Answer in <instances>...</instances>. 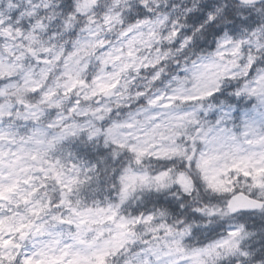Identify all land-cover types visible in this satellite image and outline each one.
Segmentation results:
<instances>
[{
	"label": "clouds",
	"instance_id": "clouds-1",
	"mask_svg": "<svg viewBox=\"0 0 264 264\" xmlns=\"http://www.w3.org/2000/svg\"><path fill=\"white\" fill-rule=\"evenodd\" d=\"M168 96L203 98L149 104ZM164 123L183 127L161 140L151 130ZM250 124L264 129V0H0V238L20 245L0 254L19 264L84 249L59 218L111 206L118 221L153 219L109 264H193L188 251L240 228L247 255L220 250L204 264H264V212L228 211L196 166L206 134L227 129L243 145ZM120 144L149 154L137 163ZM164 149L181 154L152 155Z\"/></svg>",
	"mask_w": 264,
	"mask_h": 264
},
{
	"label": "snow or ice",
	"instance_id": "snow-or-ice-1",
	"mask_svg": "<svg viewBox=\"0 0 264 264\" xmlns=\"http://www.w3.org/2000/svg\"><path fill=\"white\" fill-rule=\"evenodd\" d=\"M31 51V49H29ZM75 85H73V88ZM112 87H115L113 85ZM73 89H68L71 92ZM101 91H107L108 86H102ZM33 92L37 91L32 89ZM95 94V93H94ZM140 95H143L141 93ZM206 95H212L211 92ZM203 96H168L167 103H162L165 97H155L149 101V104L153 107L159 105L164 108H170L175 103H189L202 99ZM47 101V97L43 102ZM156 119V117H152ZM178 119H184L179 117ZM127 127H133L132 124H128ZM183 127L181 124H156L152 128V135L158 136L161 140L169 139L172 136L179 135V132L175 129ZM246 139L243 141V146L238 137L229 134L227 129L216 131L212 134L211 139H207L206 142L211 144V149L208 153L202 154L197 161L196 166L201 171L209 188L223 196L230 197L227 201V210L230 212H236L239 208H246L252 210H259L264 212V129L257 128L255 124H250L244 133ZM121 149L127 148L128 151L136 154L137 163L145 155H148L147 149H138L136 146H128L120 144ZM169 154L177 155L181 154L176 150L164 149L162 152L152 153L157 157H167ZM191 161L192 157H188ZM168 175L167 172L163 173L157 180H162ZM143 182L148 181V177L141 178ZM183 177H180V182L183 181ZM243 181V185L238 191L240 182ZM75 183V181H72ZM7 188L6 191H12L13 188ZM67 192H71L72 188L65 186ZM127 192V186L122 190ZM65 203V201H62ZM75 216L80 217L79 220L74 221L72 219L59 218L60 223L68 224L75 228V232L71 235L74 239H77V243L85 246L84 249L68 251L62 250L59 255L48 254L43 250H38L32 255L25 256L23 260L19 261V264H109V259L113 256L120 247L123 245V238L131 232V228L141 222L150 223L152 217L147 218L139 217L136 220L120 219L117 220V212L109 206L107 209L97 208L95 212L88 210V212H78L73 209ZM214 209H207V215L214 216ZM163 215V213H161ZM2 223V222H0ZM106 225H114L115 231L112 228H105ZM23 227V226H22ZM87 229L88 233L95 232V236L92 239H88L86 236H82V229ZM160 228H166L165 225H160ZM20 229H17L19 231ZM154 229L153 231H155ZM109 233L108 239L104 240L103 244H97V241L104 237L105 232ZM168 234H171L172 229L167 228ZM243 228L231 229L224 233V235L215 240L207 248L192 249L186 254V258L190 259L193 264H204L201 259L203 256L211 257L213 254L218 261L221 258L220 250H225L228 253L240 255H247L240 248V245L236 242L237 238L241 236ZM178 245L179 252H186L183 247ZM14 246L19 248L20 245L15 244L12 239L0 238V249ZM71 249V246H68ZM17 255H4L0 254V264H17Z\"/></svg>",
	"mask_w": 264,
	"mask_h": 264
}]
</instances>
